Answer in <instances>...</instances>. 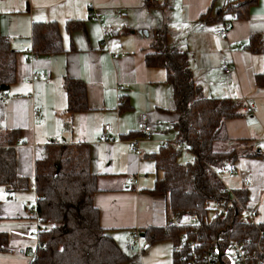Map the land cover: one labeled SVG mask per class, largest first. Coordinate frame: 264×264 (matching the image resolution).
I'll return each instance as SVG.
<instances>
[{
	"label": "crops",
	"instance_id": "obj_1",
	"mask_svg": "<svg viewBox=\"0 0 264 264\" xmlns=\"http://www.w3.org/2000/svg\"><path fill=\"white\" fill-rule=\"evenodd\" d=\"M225 3L0 0V31L17 51L16 80L7 91H0V133L21 131L15 144L16 169L30 181L27 189L0 185V237L6 238V247L0 243V264L31 263L40 228L36 163L47 156L49 144H89L100 189L94 203L102 226L119 243L136 228L163 227L171 220L165 196L151 191L162 176L156 167L159 142L176 136L170 130L176 114L166 70L146 62L159 33L165 34L169 46L188 52L193 76L207 96L243 102L244 114L229 119L226 129L231 137L248 140L257 154L240 158L238 186L231 187H246L248 203L264 208V88L255 84L256 73L264 69V53L246 47L252 34L264 35V0L254 4L246 18L235 20L227 36H218L213 30L223 17L210 22L203 16L217 9L224 15ZM39 21L59 24L64 50L48 55L34 52L32 26ZM70 21L76 24L72 29L67 28ZM224 55L233 62L232 76L223 70ZM33 73L38 76L28 83ZM67 76L87 85L86 110L69 111ZM141 114L151 120L149 135L138 130ZM107 124L112 130L102 141ZM134 139L141 141L138 152L129 147ZM246 175L252 178L249 184Z\"/></svg>",
	"mask_w": 264,
	"mask_h": 264
},
{
	"label": "trees",
	"instance_id": "obj_2",
	"mask_svg": "<svg viewBox=\"0 0 264 264\" xmlns=\"http://www.w3.org/2000/svg\"><path fill=\"white\" fill-rule=\"evenodd\" d=\"M258 1L234 0L225 7L227 12L224 15L221 9H217L215 14L208 12L203 17L214 22L222 16L233 20V24L235 20L246 18ZM232 14L235 15L233 19ZM75 26V22L67 23L68 29ZM32 41L37 55L64 50L60 26L56 21L35 22ZM246 47L252 53H264V35L252 34ZM146 62L149 66L166 70L176 114L170 130L176 135L174 139L184 141L186 148L166 149L160 146L161 152L156 157L157 172L162 176L158 177L151 191L165 196L166 212L171 219L187 213L207 216V203L228 201L231 191L241 203L249 205L246 187L229 190L221 178L224 170L231 176L237 175L240 158L257 154L247 145L248 140L233 138L226 129L229 119L244 114L243 102L227 96H207L193 76L188 52L169 46L165 34L157 35L154 51L147 54ZM16 75L17 51L0 31V91H7L15 82ZM255 84L264 88V69L256 73ZM64 87L70 112L88 108L87 85L83 80L67 76ZM121 99L120 108L123 110L126 101L123 97ZM20 136L19 129L0 133V185L27 189L29 179L19 175L16 169L15 144ZM183 151H189L193 160L179 162ZM35 188L39 238L45 246H36L30 264H124L131 260L100 222V210L94 203V196L100 189L98 176L91 168L88 143L49 144L47 156L36 163ZM182 230V227L173 230L165 226L149 227L141 229V233L150 239L146 245L149 248L156 240L171 239L173 244ZM0 243L6 247L5 236L0 237Z\"/></svg>",
	"mask_w": 264,
	"mask_h": 264
},
{
	"label": "built area",
	"instance_id": "obj_3",
	"mask_svg": "<svg viewBox=\"0 0 264 264\" xmlns=\"http://www.w3.org/2000/svg\"><path fill=\"white\" fill-rule=\"evenodd\" d=\"M154 1L159 2L160 0ZM232 2L234 0H226L225 7ZM226 12L224 8V13ZM231 16L233 19L235 15ZM91 19H97L95 13L91 14ZM232 22L233 20L222 18L214 34L227 36ZM106 37L107 34H104L105 39ZM112 56L116 54L112 53ZM222 63L224 72L232 76V60L224 55ZM37 76V73H33L27 78V82L32 83ZM152 129L149 116L141 114L138 130L149 135ZM111 130V125H105V132L100 139L106 140V133ZM159 144L166 149L170 147L186 149L181 138L161 140ZM129 147L131 151L138 152L141 149V141L134 139ZM244 181L249 184L252 178L247 175ZM230 193L232 195L228 201H209L207 216L187 213L177 217H187L188 222L186 223L176 224L173 219L168 221L165 227L169 230L183 228L173 243L174 264H264V219L258 218L260 211L256 206L243 204L236 194L232 191ZM141 234V229L134 230L131 240L128 241L130 249H136ZM35 235L37 237L36 246H45L39 238V230L35 232ZM139 247L143 252L149 249L141 245ZM34 256L35 251H33L32 258Z\"/></svg>",
	"mask_w": 264,
	"mask_h": 264
},
{
	"label": "rangeland",
	"instance_id": "obj_4",
	"mask_svg": "<svg viewBox=\"0 0 264 264\" xmlns=\"http://www.w3.org/2000/svg\"><path fill=\"white\" fill-rule=\"evenodd\" d=\"M192 160L193 155L189 151H183L179 157V162L181 163H187ZM221 178L229 189H235L231 186H238V181H236L238 179V175L231 176L227 170H224L221 171ZM251 205L256 207L258 206L257 208H260V215L258 218H262L264 208L261 207L260 203L251 202ZM173 220L176 224L188 222L187 217H176L173 218ZM149 242V238L142 236L136 245V249L132 250L128 247V237L126 240H121L120 245L125 250L126 254L131 257V260L124 264H173V248L171 239L152 241L148 251L143 252L139 246L141 245L142 247H146Z\"/></svg>",
	"mask_w": 264,
	"mask_h": 264
},
{
	"label": "water",
	"instance_id": "obj_5",
	"mask_svg": "<svg viewBox=\"0 0 264 264\" xmlns=\"http://www.w3.org/2000/svg\"><path fill=\"white\" fill-rule=\"evenodd\" d=\"M145 234L143 233L142 236H144Z\"/></svg>",
	"mask_w": 264,
	"mask_h": 264
}]
</instances>
